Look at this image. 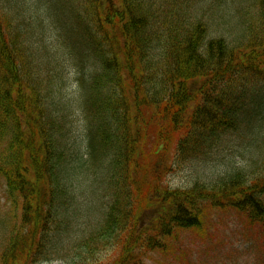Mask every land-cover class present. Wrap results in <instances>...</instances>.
<instances>
[{"label":"trees","instance_id":"16d2710c","mask_svg":"<svg viewBox=\"0 0 264 264\" xmlns=\"http://www.w3.org/2000/svg\"><path fill=\"white\" fill-rule=\"evenodd\" d=\"M223 1L212 0L207 23L198 11L167 12L150 0H58L60 46L27 1L9 0L0 15V176L20 221L16 235L0 239L1 264H144L147 251L176 252L179 233L202 235L211 211L238 212L264 236V157L247 167L231 161L191 187L155 180L142 194L125 186L127 165L140 158L122 131L131 100L162 117L160 134L185 133L181 153H203L228 132L264 141V7H249L246 18ZM69 62L76 98L61 90ZM82 109L78 128L71 118Z\"/></svg>","mask_w":264,"mask_h":264},{"label":"rangeland","instance_id":"374dc122","mask_svg":"<svg viewBox=\"0 0 264 264\" xmlns=\"http://www.w3.org/2000/svg\"><path fill=\"white\" fill-rule=\"evenodd\" d=\"M26 1L31 6V16L37 19L42 18L41 20L46 24L49 32L54 35L51 37L54 44L57 45L58 43L62 46L64 35L62 32L57 33L59 30L54 29L58 19L55 18L56 12L52 13L54 3L58 0H23V2ZM51 1L53 4H51ZM229 1L232 2L233 6L237 3L239 12L245 15L246 18L249 17V7L258 8L259 5L264 7V0H250L247 2H245V0ZM215 2L218 7H221L225 3L223 0H215ZM211 3L212 0H150L147 6L152 8L155 5V7L165 9L167 12L170 10L175 12L180 6L185 7L190 13H196L198 11V14H201L200 16H202L207 23H210L212 15L209 6ZM9 10H11V3H9V0H0V15L4 16ZM48 10H50V12L46 13ZM215 28L216 26H213V29ZM216 30H218V28ZM230 34H233L235 37L234 32H226L224 35L228 40L231 38ZM75 54H78V59H83L79 52ZM62 59H64V57H62ZM159 61L161 62V59H159ZM78 62L80 64L82 61L78 60ZM65 65L66 67L62 64V67L67 71L66 80L68 85L65 89L62 88L61 90L65 94L69 93V98H76L77 95L81 93V91L77 90L80 88L77 81V67L75 68L72 66L70 62ZM51 66L57 65L51 64ZM164 66V63L161 64V66L158 65L161 70ZM160 78H162V74H160ZM251 81L253 80L251 79ZM261 84L264 83L262 82ZM252 86L255 87L254 85ZM130 108L128 127L122 131L123 133L126 131V136L134 137L135 144L133 149H135V154H140V158L138 156L132 157L131 163L127 165L126 180L129 172L134 169L132 184H130V182L127 183L129 192L140 190V192L144 194L150 187L157 183L155 180L160 182L161 186L173 188L191 187L194 182L198 181L208 183L206 181L214 180L216 174H218L217 172L224 171L225 166L231 161L236 166L247 167L248 165L254 164L253 160L255 158L259 161L264 157V141H257L254 139L255 144L253 143L251 145L249 144L250 140L242 137L243 132L241 131L226 133L221 136L219 140L214 142L210 149L207 148L203 153H192L191 155L181 153L180 148L185 133L174 131V129L171 130V128H169L167 134H160L161 129L165 130L163 127L165 121H159L162 117L155 113V110H152L151 105L147 106L142 104L136 109L135 104L131 100ZM151 115L155 119L151 118ZM85 116L86 112L83 109L81 113L75 112L71 118V120L74 121L72 125H77V123L79 125L86 124L87 116ZM79 120L81 123H79ZM141 123H148L149 127L147 128V126L144 125L141 126ZM73 131L74 133L76 132L75 136H77V138L82 135L79 134L78 128ZM137 134H139L138 137ZM78 142L81 144V141ZM78 142H76V144ZM147 156L149 159H147ZM70 161L71 164L77 165L75 163L76 157L71 158ZM99 189H101V187H99ZM107 193L108 191L101 190L99 196L105 199ZM86 194L87 192L83 191L81 194L78 193L77 195L87 200ZM80 197L78 198L80 199ZM105 202V200L98 202L96 207L104 210ZM13 205L14 203L9 197V190H7L6 182L0 176V239L5 235L6 238L9 235H16L17 229L19 228L20 209L14 211ZM142 217L143 222L146 223L148 210H143ZM76 219L80 223L83 221L84 217L78 214ZM244 221V218L240 214L232 210L211 211L207 216V222L209 223L202 235H197L195 232L190 231L179 233L176 240H178L180 236L181 244L178 246L176 252L147 251L143 256V263L264 264V236L260 234L257 227L245 226ZM257 233L259 234L258 237L256 235ZM114 247L115 246L112 248ZM1 250L0 248V258ZM37 264L65 263L63 260L58 259L40 261Z\"/></svg>","mask_w":264,"mask_h":264}]
</instances>
